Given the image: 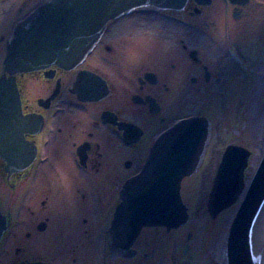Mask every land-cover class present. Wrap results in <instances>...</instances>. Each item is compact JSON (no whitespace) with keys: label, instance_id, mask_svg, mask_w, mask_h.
I'll return each mask as SVG.
<instances>
[{"label":"flooded vegetation","instance_id":"1","mask_svg":"<svg viewBox=\"0 0 264 264\" xmlns=\"http://www.w3.org/2000/svg\"><path fill=\"white\" fill-rule=\"evenodd\" d=\"M49 1L13 0L19 7L8 25L0 28V80H12L17 91L13 122L8 132L0 133V141L13 147L21 142L20 155L14 159L31 158L26 166L7 171L0 155V213L5 218L0 264H157L161 238L157 232L166 237L184 225L171 230L143 227L123 254L116 255L111 227L123 186L141 171L163 132L182 119L204 117L211 123V139L200 167L182 180L180 193L185 180L210 172L211 167H205L210 158L216 167L207 209L226 148L245 146L239 140L241 131L235 128L222 127L231 139L226 143L222 134L213 141L215 130L209 117L183 114V110L200 103L217 108L224 101L231 107L249 93L256 77L253 65L262 58L264 46L258 44L252 50L247 42L251 34L261 41L264 38V0H186L180 10L134 11L109 20L91 52L74 67L6 71V47L15 27ZM221 13L231 27L232 41L215 63H206L200 45L215 25V21L209 24L208 17ZM138 15L160 17L178 41L173 51L153 57L141 69L134 93L121 94L97 56L106 59L113 52L104 40L110 28L124 17ZM84 112L92 116L90 122L77 119ZM66 154L83 177L71 204L50 178L53 161ZM173 246L174 242L171 252ZM186 246L188 253L189 243L183 250Z\"/></svg>","mask_w":264,"mask_h":264},{"label":"water","instance_id":"2","mask_svg":"<svg viewBox=\"0 0 264 264\" xmlns=\"http://www.w3.org/2000/svg\"><path fill=\"white\" fill-rule=\"evenodd\" d=\"M186 0H50L14 29L6 47L5 69L28 72L57 65L71 68L93 49L109 20L134 11L180 10ZM17 91L12 80H0V133L8 132L14 118ZM211 139V123L199 116L182 119L163 132L151 147L141 171L125 183L111 232L115 254H123L143 227L177 229L189 214L181 198V182L194 174ZM21 142L13 147L0 141V155L10 171L31 160L20 155ZM251 152L241 146L226 148L207 200L215 219L238 203L230 221L223 264H264L260 224L264 216V145L248 183L244 172ZM27 160V161H26ZM5 218L0 213V237ZM189 233L187 240H190ZM256 242L260 244L257 247ZM188 246L183 253H187ZM221 263V264H222Z\"/></svg>","mask_w":264,"mask_h":264},{"label":"rangeland","instance_id":"3","mask_svg":"<svg viewBox=\"0 0 264 264\" xmlns=\"http://www.w3.org/2000/svg\"><path fill=\"white\" fill-rule=\"evenodd\" d=\"M253 25L247 26V28L249 27L248 29L251 30L254 28ZM250 36L247 44L251 46L252 50L258 44H263L264 46V38L261 41L259 36L254 34ZM254 54H256L255 51ZM253 69L256 77L251 90L246 96L231 104V107H228L224 101L217 108L204 107L200 103L193 104L190 109L183 110V114L203 113L209 117L215 130V135L212 137L213 141H216L218 138L216 135L218 134H222L223 143L231 140L227 137L228 134L222 131V127H227V129L235 128L241 131L239 140L242 141L246 149L251 151L246 179L250 178L264 145V52L262 58L254 62ZM242 124H244L243 129L241 128ZM206 166L211 167L210 172L206 174L198 173L183 182L181 194L189 207V210H187L189 214L187 223L181 228L178 227L180 228L178 231L166 237L163 236L161 230L157 232V235L161 236L158 242L159 245H157V264L222 263V259L219 256V247L224 244L222 245L224 251L228 227L238 202L222 211L214 220L210 218L205 203L216 163L208 158ZM189 231L192 232V237L187 240ZM260 237L262 242H264V216L260 224ZM173 242L174 246L171 252ZM186 243H189L190 249L187 254H183L182 251ZM167 245L168 247L166 248Z\"/></svg>","mask_w":264,"mask_h":264},{"label":"clouds","instance_id":"4","mask_svg":"<svg viewBox=\"0 0 264 264\" xmlns=\"http://www.w3.org/2000/svg\"><path fill=\"white\" fill-rule=\"evenodd\" d=\"M18 7L13 0H0V28L8 25ZM213 21L215 25L209 27V35L200 45V55L206 63H215L221 50L232 41L231 27L225 25L223 14L208 17L210 25ZM104 40L112 46L113 52L106 59L98 54L97 63L121 94L134 93L141 69L153 57L173 51L178 41L163 19L147 15L120 19L106 33ZM77 119L90 122L92 116L84 112L78 114ZM50 178L69 204L73 203L83 177L70 154L53 161Z\"/></svg>","mask_w":264,"mask_h":264},{"label":"bare ground","instance_id":"5","mask_svg":"<svg viewBox=\"0 0 264 264\" xmlns=\"http://www.w3.org/2000/svg\"><path fill=\"white\" fill-rule=\"evenodd\" d=\"M256 244H257V245H256L257 247H260V244H259V243L256 242ZM222 245H224V244H222ZM222 245L219 247V256H220V259H222V255H221V254H223ZM222 264H223V263H222Z\"/></svg>","mask_w":264,"mask_h":264}]
</instances>
